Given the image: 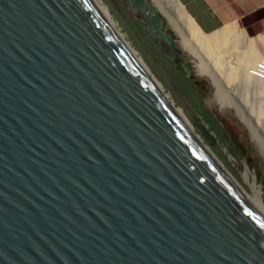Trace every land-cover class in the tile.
Segmentation results:
<instances>
[{"label":"water","instance_id":"obj_1","mask_svg":"<svg viewBox=\"0 0 264 264\" xmlns=\"http://www.w3.org/2000/svg\"><path fill=\"white\" fill-rule=\"evenodd\" d=\"M125 6L180 52L152 0ZM204 147L97 0H0V264H264Z\"/></svg>","mask_w":264,"mask_h":264},{"label":"rangeland","instance_id":"obj_2","mask_svg":"<svg viewBox=\"0 0 264 264\" xmlns=\"http://www.w3.org/2000/svg\"><path fill=\"white\" fill-rule=\"evenodd\" d=\"M103 2L108 6L121 31L126 34V39L139 52L151 72L162 84L170 100L183 111L194 126L195 132L215 156L251 193L249 185L242 176L247 163L252 170L256 171L257 180L263 184L264 189V167L254 150L249 132L235 116L223 112L228 105L243 108L247 115L250 114L259 118L261 124H264V108L262 109L264 107V93L259 94L253 90L244 89L241 87L239 77L231 83L227 82L226 79L221 80L219 78L222 86L218 93L213 95V87L208 79L200 78L194 72L193 78L189 80L182 70L178 69L173 62H169L165 57L170 54L168 48L163 44L158 45L146 34L144 26L139 21L140 17L135 16L125 6V0H103ZM235 26L248 36L253 37L257 47L260 51L262 50L261 52H264V10L235 23ZM236 50L238 52L239 49ZM227 52L229 53L221 62V68L226 72L238 66L236 51L232 49L227 50ZM183 60H186L185 53L181 49L176 61L181 63ZM186 63L191 64L194 69L192 62L186 61ZM207 66L215 77H224L215 71L216 68L211 62L207 61ZM197 82L203 85L197 86ZM189 86L196 92L195 95ZM198 97L200 100L197 99ZM208 113L215 119L214 123L208 120Z\"/></svg>","mask_w":264,"mask_h":264},{"label":"bare ground","instance_id":"obj_3","mask_svg":"<svg viewBox=\"0 0 264 264\" xmlns=\"http://www.w3.org/2000/svg\"><path fill=\"white\" fill-rule=\"evenodd\" d=\"M97 1L126 39V34L119 28V25L113 18L108 6L103 2V0ZM152 1L159 6L163 13L167 15L170 26L180 35L181 38L179 46L185 53V59L192 62L195 72L200 78H206L211 82L213 95H216L218 90L221 88L222 79H226L227 82L231 83L239 77L241 79V87L244 89L249 91L253 90L259 94L264 93V52H261L262 50L260 51L257 47V43L253 37H250L245 32L240 31L237 26H235V23L227 25L210 34L204 33L191 18L179 0ZM126 41L170 100L169 95L164 91L162 84L151 72L143 58L139 55V52L132 47L131 43L127 39ZM232 49L233 51H236V54L238 55V66L237 68L230 69L226 72L223 68H221V62L223 61L225 55L229 53L227 50ZM236 49L241 50H238L237 52ZM207 61L211 62L216 68L215 71H218L219 74L224 77H215L209 71ZM259 66L262 67L259 68ZM170 102L181 115L196 140L205 146L204 148L209 152L217 164L228 174L251 206L264 218V189L263 184L259 183L257 180L256 171L252 170L246 163V168L242 176L251 189V193H249L215 156L210 148L204 143L202 138L195 132L194 126L185 116L183 111L176 107L171 100ZM263 108L264 107H262V109ZM223 112L232 114L246 127L249 132L251 143L254 146V150L259 156L264 167V124H261L262 122H260L259 118L250 114L247 115L243 108L228 105Z\"/></svg>","mask_w":264,"mask_h":264},{"label":"crops","instance_id":"obj_4","mask_svg":"<svg viewBox=\"0 0 264 264\" xmlns=\"http://www.w3.org/2000/svg\"><path fill=\"white\" fill-rule=\"evenodd\" d=\"M199 28L207 34L239 23L264 10V0H179Z\"/></svg>","mask_w":264,"mask_h":264},{"label":"flooded vegetation","instance_id":"obj_5","mask_svg":"<svg viewBox=\"0 0 264 264\" xmlns=\"http://www.w3.org/2000/svg\"><path fill=\"white\" fill-rule=\"evenodd\" d=\"M138 16H139V15H138ZM139 17H140V20H139V21H141V18L144 19V20H146L145 18H143V17H141V16H139ZM166 32H168V33L170 34L171 37L174 36L173 33H172L170 30H166ZM154 39H158V40L160 41V44H163L166 48H168V50H169V52H170V54H169V57H170V58H172L174 55H176V58H177L178 53H177V52H175V53L171 52V51H170V48L167 46V44H166L165 41L160 37L159 34H157V35H156V38H154ZM154 39H153V40H154ZM155 41H156V40H155Z\"/></svg>","mask_w":264,"mask_h":264},{"label":"trees","instance_id":"obj_6","mask_svg":"<svg viewBox=\"0 0 264 264\" xmlns=\"http://www.w3.org/2000/svg\"><path fill=\"white\" fill-rule=\"evenodd\" d=\"M186 84H188L187 82H185ZM199 85H203L202 83H199ZM189 89L192 91V93L195 95L196 94V92L193 90V88L192 87H190L189 86ZM196 90H198V88H196ZM197 96V95H196ZM197 99H199L200 100V98L198 97ZM208 120H210L211 122H215V119L212 117V115L210 114V113H208ZM212 123V124H213Z\"/></svg>","mask_w":264,"mask_h":264},{"label":"built area","instance_id":"obj_7","mask_svg":"<svg viewBox=\"0 0 264 264\" xmlns=\"http://www.w3.org/2000/svg\"><path fill=\"white\" fill-rule=\"evenodd\" d=\"M262 66H259V68H261Z\"/></svg>","mask_w":264,"mask_h":264}]
</instances>
